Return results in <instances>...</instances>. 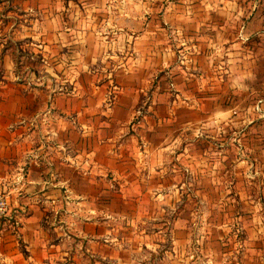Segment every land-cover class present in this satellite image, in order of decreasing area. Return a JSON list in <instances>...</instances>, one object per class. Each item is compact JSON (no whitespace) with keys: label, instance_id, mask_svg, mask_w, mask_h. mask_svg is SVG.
I'll list each match as a JSON object with an SVG mask.
<instances>
[{"label":"crops","instance_id":"0c3cea01","mask_svg":"<svg viewBox=\"0 0 264 264\" xmlns=\"http://www.w3.org/2000/svg\"><path fill=\"white\" fill-rule=\"evenodd\" d=\"M239 36L251 45L233 51ZM238 79L246 104L264 98V0H0V264L47 263L76 238L115 261L122 226L162 221L151 205L178 183L180 136L232 119ZM203 97L212 112L195 110ZM241 116L242 135L262 141L245 148L264 154V118Z\"/></svg>","mask_w":264,"mask_h":264},{"label":"rangeland","instance_id":"374dc122","mask_svg":"<svg viewBox=\"0 0 264 264\" xmlns=\"http://www.w3.org/2000/svg\"><path fill=\"white\" fill-rule=\"evenodd\" d=\"M241 10L234 12L240 14ZM170 29L174 34L172 26ZM172 36L176 47L173 56L176 63H182L181 44ZM233 42V51H243L251 45V41L240 36ZM121 59L111 61L119 66ZM242 69L243 64L238 60L234 70L238 73ZM109 79L107 97L111 98L117 85L113 73ZM168 80L174 90L172 79ZM233 83V97L231 101L228 98L226 107L232 119L200 120L190 127L215 132L206 130L194 136L186 132L180 136L185 143V160L178 168L174 166V172L178 171L174 182L178 183H169L166 188L168 200L151 205L167 210L161 222L156 218L154 226L150 221L141 220L130 229L122 226V247L115 261L106 258L104 262H97L96 256L86 251L84 244L81 247L75 237L66 242V254L61 248L50 261L42 264H264V154L257 148L247 150L244 146L246 142L262 141L256 140L257 136L242 135L247 120L241 115L249 113L254 124L256 118L261 120L264 116L258 117L256 105L260 98L255 95L254 101L246 104L245 100L251 99L253 93L243 91L241 79ZM199 103L201 106L195 110L202 114L216 108L213 101L204 97ZM220 107L224 111V100ZM137 111L141 113V107Z\"/></svg>","mask_w":264,"mask_h":264},{"label":"built area","instance_id":"2783aa9c","mask_svg":"<svg viewBox=\"0 0 264 264\" xmlns=\"http://www.w3.org/2000/svg\"><path fill=\"white\" fill-rule=\"evenodd\" d=\"M256 108L260 116H264V98L257 101ZM10 214V198L8 193L0 189V220Z\"/></svg>","mask_w":264,"mask_h":264}]
</instances>
